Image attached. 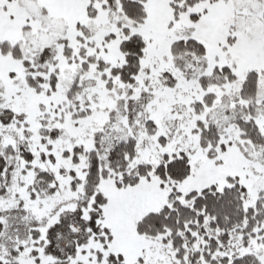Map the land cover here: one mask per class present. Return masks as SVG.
Listing matches in <instances>:
<instances>
[{
  "label": "snow or ice",
  "instance_id": "1",
  "mask_svg": "<svg viewBox=\"0 0 264 264\" xmlns=\"http://www.w3.org/2000/svg\"><path fill=\"white\" fill-rule=\"evenodd\" d=\"M0 264H264V0H0Z\"/></svg>",
  "mask_w": 264,
  "mask_h": 264
}]
</instances>
